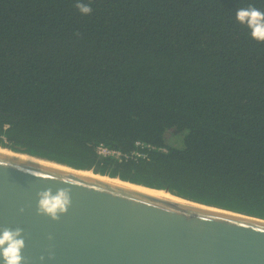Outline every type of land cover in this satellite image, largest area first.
Segmentation results:
<instances>
[{
	"label": "trees",
	"instance_id": "1",
	"mask_svg": "<svg viewBox=\"0 0 264 264\" xmlns=\"http://www.w3.org/2000/svg\"><path fill=\"white\" fill-rule=\"evenodd\" d=\"M80 2L0 0V147L264 219V0Z\"/></svg>",
	"mask_w": 264,
	"mask_h": 264
},
{
	"label": "water",
	"instance_id": "2",
	"mask_svg": "<svg viewBox=\"0 0 264 264\" xmlns=\"http://www.w3.org/2000/svg\"><path fill=\"white\" fill-rule=\"evenodd\" d=\"M29 156L0 148V230H23V264H264L262 218ZM59 189L67 213L38 214Z\"/></svg>",
	"mask_w": 264,
	"mask_h": 264
},
{
	"label": "clouds",
	"instance_id": "3",
	"mask_svg": "<svg viewBox=\"0 0 264 264\" xmlns=\"http://www.w3.org/2000/svg\"><path fill=\"white\" fill-rule=\"evenodd\" d=\"M75 6L82 15L91 12V7L80 2V0H77ZM235 19L240 25L248 29L253 40L264 43V11L251 5L239 8L235 13ZM37 195V213L45 215L53 221L66 214L71 206L69 189H59L55 193L51 190H45ZM22 231L20 228L0 230V264H23L24 258L21 253L25 247V241Z\"/></svg>",
	"mask_w": 264,
	"mask_h": 264
},
{
	"label": "bare ground",
	"instance_id": "4",
	"mask_svg": "<svg viewBox=\"0 0 264 264\" xmlns=\"http://www.w3.org/2000/svg\"><path fill=\"white\" fill-rule=\"evenodd\" d=\"M0 148H1V149H4V150L11 151V150L7 149L6 147H5V148L0 147ZM12 152H13V151H12ZM15 153H16V152H15ZM19 154L29 156V155H27V154H23V153H19ZM29 157H33V158H37V159H40V160H44V159H41V158H38V157H34V156H29ZM44 161H46V160H44ZM47 162L54 163V162H52V161H47ZM55 164H59V163H55ZM59 165H61V163H60ZM63 166H65V165H63ZM67 167H68V166H67ZM78 170H79V169H78ZM82 171H86V172L93 173L91 170H82ZM94 174H96V173H94ZM98 175H99V174H98ZM101 176L108 177V176H106V175H101ZM108 178H112V177H108ZM112 179L122 181V180H120V179H118V178H112ZM122 182H126V183H129V184H133V183H130V182H127V181H122ZM133 185L143 187V186L138 185V184H133ZM143 188H147V187H143ZM147 189H149V188H147ZM150 190H154V191H157V192H161V193H164V194L169 195V196H171V197L177 198V199H179V200H182V201L188 202L187 200H185V199H183V198H181V197H177V196H175V195L169 193V192L166 191V190H162V189H161V190H160V189H150ZM188 203H191V202H188Z\"/></svg>",
	"mask_w": 264,
	"mask_h": 264
},
{
	"label": "built area",
	"instance_id": "5",
	"mask_svg": "<svg viewBox=\"0 0 264 264\" xmlns=\"http://www.w3.org/2000/svg\"><path fill=\"white\" fill-rule=\"evenodd\" d=\"M136 145H142L140 142H135ZM95 152L100 155V156H109V155H113L114 157H119V156H125V154L117 151V150H113V149H109L107 147H104L103 144H98L95 146Z\"/></svg>",
	"mask_w": 264,
	"mask_h": 264
},
{
	"label": "rangeland",
	"instance_id": "6",
	"mask_svg": "<svg viewBox=\"0 0 264 264\" xmlns=\"http://www.w3.org/2000/svg\"><path fill=\"white\" fill-rule=\"evenodd\" d=\"M39 158V157H38Z\"/></svg>",
	"mask_w": 264,
	"mask_h": 264
}]
</instances>
